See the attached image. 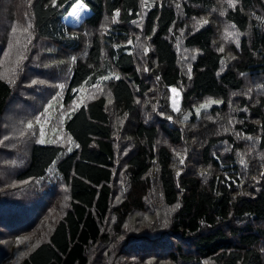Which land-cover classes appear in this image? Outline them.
<instances>
[{
    "label": "trees",
    "instance_id": "trees-1",
    "mask_svg": "<svg viewBox=\"0 0 264 264\" xmlns=\"http://www.w3.org/2000/svg\"><path fill=\"white\" fill-rule=\"evenodd\" d=\"M47 2L34 0L36 34L16 85L0 81V118L14 99L30 115L19 111L9 116L6 123L12 128L37 114L55 89L29 87L26 71L41 77L57 66L56 76L66 66L64 54L76 57L63 96L67 106L77 96L71 89L87 76L95 80L111 71L120 79L102 81V92L89 90L93 94L85 104L65 117L63 129L79 145L72 152L63 155L67 145H41L27 137L26 151L0 148V235L14 237L3 264H264V178L258 183L251 179L264 165V92L254 87L264 82V1L238 0L236 10L222 16L225 24L237 25L238 46L216 18L220 0H149L143 10L140 0H85L90 13L77 25L66 23L64 9H45ZM117 8L119 22L113 24ZM25 10L26 0H0V58L9 21L21 19ZM193 16L209 22L193 29ZM134 19L140 27L131 23ZM105 23L107 34L101 35ZM137 36L149 47L143 59ZM117 43L120 48L112 47ZM43 44L48 47L41 49ZM39 51L40 60L33 59ZM171 87L182 91L179 113L169 105ZM250 87V97L244 96ZM209 97L223 102L183 120L194 104ZM4 127L0 138L11 134ZM236 131L260 139H237ZM173 149H187L183 165ZM24 180L29 183L21 184ZM43 202V207L62 209L46 228L38 221ZM30 210L35 211L32 217ZM12 215L18 217L6 223ZM108 220L116 236L123 237L117 246L103 243ZM22 236L30 239L17 245ZM103 249L108 256H101Z\"/></svg>",
    "mask_w": 264,
    "mask_h": 264
},
{
    "label": "snow or ice",
    "instance_id": "snow-or-ice-1",
    "mask_svg": "<svg viewBox=\"0 0 264 264\" xmlns=\"http://www.w3.org/2000/svg\"><path fill=\"white\" fill-rule=\"evenodd\" d=\"M153 3H155V0H152ZM149 0H140V8L143 10L145 7L148 6ZM221 7L219 9V15L225 16L229 10H236L238 0H220ZM34 0H26V9L22 13V18L19 20L13 19L10 20L7 26V47L6 49H3V55L2 58H0V81L5 82L9 85V87H13L16 85L17 79L19 75L24 71L25 64L24 62L28 60V53L30 52V45H32V41L36 34V24H35V13L34 11H31L33 9ZM67 5V7H65ZM45 9L51 7L52 9L61 8L64 9L67 12L68 16H71L75 18L76 20H80L82 18V13L88 9L87 3H85V0H63V2H60V0H48L46 4L43 5ZM175 7L177 9L181 8L180 3H176ZM212 11H217V9L213 8ZM241 11L243 9L241 8ZM139 15V13L137 14ZM255 16V13L252 14ZM120 16V10L119 8L115 9L111 23L115 24L118 23V17ZM257 20H261L262 18L259 16H255ZM108 18L105 17V21H107ZM193 29H197L198 26H203L208 24V19L205 17H200L197 19V17L193 16ZM2 23V21H0ZM132 24L136 25L137 27H140V24H138L137 20H132ZM237 25L233 23H227L225 25L224 34L226 36L235 37L236 38V44L239 45V36L241 33L239 31H236ZM101 35L107 34L108 26L107 23L101 25ZM171 31V30H170ZM181 34H183V30H181ZM75 38V36L73 37ZM147 39H150V37H147ZM137 41V47L142 50V56L141 59H143V54H146L149 50L148 45L146 42H141L140 37H136ZM127 44H132L131 39L126 40ZM112 47L114 48H120V44H113ZM179 47V45H178ZM221 52L224 51L223 47L219 49ZM185 51H188V49H185ZM193 53L197 52V49L192 50ZM192 59H195V55H192ZM187 59V58H185ZM71 62H76V57L73 56L71 58ZM59 63H63V61H60ZM221 63H223V60H221ZM89 68L92 67V65H88ZM71 69H69V72ZM143 71L147 72L149 69L147 67L143 68ZM187 76L189 80L192 78V70L191 65L189 64L187 66ZM243 75V74H242ZM111 79L119 80V75L115 74L114 72L108 71L104 74H101L96 77L95 80L92 79V76H87L82 82L78 84L77 87H74L71 89L73 93H77V96L75 99L71 101V103L66 107L63 103V96L62 93L64 92L67 84L66 82H61L58 84H51L49 87H52L53 89H58L57 91L53 93H49L51 96V99L47 101V103L42 107V110L39 111L37 114H34L31 119H28L26 121H20L18 125H14L12 128L11 134H4L2 138H0V148H9V147H16L15 143H12V141H19L23 140L24 138H28L32 140L34 143L44 145L46 143L48 144H57L60 143L62 146L64 145H75V147H79L78 144H75V141L72 140V137L68 135L63 130V124L65 117L71 118L70 114L74 113L77 109H79L80 105L85 102V100L88 99V96L85 95L86 92L89 90H93L94 94L95 92H102V81H108ZM156 80L159 81L160 77L156 76ZM48 84L45 80H38V79H31L29 87L35 86V85H46ZM254 87L264 92V82L257 83L254 85ZM252 88L250 87L246 92L243 93L244 96L250 97L252 93ZM171 108L173 112L179 113L181 111L180 109V93L177 89V87H171ZM232 95H238V93H232ZM107 96H111V92L109 91L107 93ZM95 98V95L93 96ZM139 102V101H137ZM223 101L220 99H213L211 97L203 100L199 104H194L193 108L195 110V115L197 117L200 116L201 112H205L207 114L208 109L211 108L212 105H219ZM108 103H111V100L108 101ZM86 107V105H85ZM155 107V106H154ZM107 109V105L105 106ZM50 110L54 111L56 113V117H53ZM235 110V109H234ZM243 111L247 112L248 109L244 108ZM161 115H165L163 112L160 113ZM127 115V114H125ZM208 119H212L210 115L207 116ZM53 119H56L55 126L49 128L51 125ZM166 119L172 120L173 117L171 115H166ZM188 115L183 114V120H187ZM240 123H243V121H240ZM233 124V120L230 118L228 120V125L231 126ZM46 129L50 130L55 138L54 139H46ZM225 132H227L229 129L225 127L223 129ZM264 131V129H262ZM234 135L237 139L243 138L247 141H251L255 143V141H258L260 139L259 136L253 137L252 135H246L242 137V133L236 131L234 132ZM227 144V142H223ZM66 150L68 152L72 151L71 146H67ZM229 148H225V151H229ZM252 149L250 148L249 151ZM175 158L177 162L180 165H183L185 162V158L187 155V149H181L180 151H177L176 149H173ZM215 155V154H214ZM239 156V153H238ZM14 163V162H13ZM56 164V160H52L49 168L47 169L49 172L53 170V167ZM239 164L244 168L245 171H247L248 164L243 158V156H239ZM175 167V165H174ZM176 175H180V170L176 171ZM201 175H205L204 170L201 171ZM226 179H232L228 174H225ZM259 178H264V165H261L259 176L253 175L251 179L253 181L259 182ZM233 183H236L235 179H232ZM21 184H27L29 181L24 180L20 182ZM123 183V181H122ZM240 186V185H238ZM65 199H68V197H65ZM119 199V197L117 198ZM180 205L177 204L175 207H179ZM30 238L27 236L18 237L16 240L17 245L25 244ZM120 239H123V237H120ZM25 253H20V255H24ZM149 264H152L151 261H149Z\"/></svg>",
    "mask_w": 264,
    "mask_h": 264
},
{
    "label": "rangeland",
    "instance_id": "rangeland-1",
    "mask_svg": "<svg viewBox=\"0 0 264 264\" xmlns=\"http://www.w3.org/2000/svg\"><path fill=\"white\" fill-rule=\"evenodd\" d=\"M264 1V0H263ZM89 13H90V10H89V8L86 10V11H84L83 13H82V18L80 19V20H76L75 18H73V17H71V16H66L64 19H65V21H66V23H68V24H71V25H77L83 18H85L87 15H89ZM216 15V18H218V21H219V24L222 26V28H223V30L225 29V23L223 22V19H222V16H220L219 15V13H216L215 14ZM216 21H217V19H216ZM229 36H226V38H228ZM232 43V42H231ZM48 46L46 45V44H43V45H41V49H45V48H47ZM2 54H3V52H2ZM43 55V54H42ZM49 55H47V57H48ZM34 57H35V59H38V60H40V57H41V52L39 51L38 52V54H32V58L34 59ZM43 57V56H42ZM46 57V58H47ZM64 63L66 64V66H62V67H60L61 69H59V73H60V76H59V73H57L56 74V76H53V74L55 73V72H57L58 70H57V66L55 67V68H53L50 72L49 71H43V73H42V75H41V77H39V76H37V72H35L34 70H33V73L31 72V71H29V70H27L26 72H27V80H26V78L24 79V82L25 83H28V84H30V81H31V79H38V80H45V81H47L48 82V84H46L45 86L47 87V90L46 91H48V86L49 85H51L54 81H57L58 83H61V82H66L67 81V79H68V76L70 75V73H71V71L69 72V69H71V67H72V62H71V60L70 59H68L67 58V56L64 54ZM39 64H41V61L39 62ZM67 64H68V66L69 67H67ZM42 65V64H41ZM67 67V68H66ZM39 73V72H38ZM117 75H119V74H117ZM251 80V79H250ZM58 83H55V84H58ZM28 84H26V85H28ZM178 89V88H177ZM58 89H55V91H57ZM16 91V90H15ZM178 91H179V93H180V97H179V99H180V105H181V101H182V98H181V94H182V91L180 90V89H178ZM64 92H65V90H64ZM64 92L62 93V96H64ZM92 94H93V92H86V96H88V97H90V96H92ZM171 92L169 91V105L171 106ZM34 100V99H33ZM35 102V101H34ZM63 103H64V101H63ZM18 104H19V101L17 102V103H15V99H14V101H12V104H10V106L8 107V109L6 110V116L3 118V119H1L0 118V125H4V123H5V127L7 126V128H3L4 129V131H7V132H12V124L11 123H6V121L8 120V119H10L9 118V116H13V115H15L17 112H24V114H23V116L24 117H27V116H29L30 115V111H29V109L28 108H26L25 106H18ZM35 104H36V106H40L41 104H40V102L39 103H36L35 102ZM85 104V102L83 103V104H81L80 105V107L81 106H83ZM66 107H67V105H65ZM212 106H214V105H212ZM211 106V107H212ZM79 107V108H80ZM109 107L111 108L112 107V104L110 103L109 104ZM210 109V108H209ZM38 110L39 111H41L40 110V108H38ZM50 112H51V114H52V116L53 117H56V113L54 112V111H52V110H50ZM193 113H195V110H194V108L193 109H191V110H189L186 114L188 115V117L189 116H191ZM74 113H71L70 114V116H72ZM34 114H32L31 116H30V118H32V116H33ZM149 115H151V114H149ZM55 124H56V119H53V121H52V123H51V125L49 126V128L51 127V126H55ZM2 126H1V129H2ZM1 129H0V133H1ZM64 130V129H63ZM65 132V131H64ZM48 137L50 138V139H54L55 138V136H54V134L51 132V131H49V133H48ZM162 138H163V135L161 136ZM24 144V140H20L19 142H17L16 143V147H19L18 149H20V150H24V151H26L27 149H28V145L27 146H25V145H23ZM75 144H77L76 142H75ZM67 146H71L72 147V151L73 150H75L77 147H75V145L73 144V145H67ZM66 146V147H67ZM15 148V147H14ZM71 151V152H72ZM67 153H70V152H68L67 150H64L63 151V155H65V154H67ZM7 189H9V188H7ZM9 193V192H8ZM25 198H27V197H25ZM36 198H37V196H35V197H33V198H27L28 200H36ZM42 205V207H43V205H44V202H43V204H41ZM3 206H1L0 208H2ZM15 208V207H14ZM48 209V211L46 212V210ZM0 211L2 212L3 210H1L0 209ZM34 210H30L28 213H29V216H31L32 217V215L34 214ZM9 213H14V212H9ZM61 213H62V209H60V208H58L57 206L55 207V206H44L43 208H42V216H40L39 218H38V221H40L41 222V224H42V226L41 227H48V226H50L51 225V223H52V221L54 220V217H57V216H59V215H61ZM38 215H39V213H38ZM7 217V221H6V223H8V224H11L13 221H14V218L15 217H18V216H14V215H12V216H6ZM9 217V218H8ZM2 220H3V218H2ZM129 220H131V219H129ZM128 220V221H129ZM118 222V221H117ZM133 222V221H132ZM131 222V223H132ZM111 224H112V221L110 222ZM109 220H108V222H107V225H106V233H108V235L106 236V239L105 240H103V243H107L108 245H113V246H117V242H118V240L120 239V236H116V231L114 230V229H112V228H110L109 227ZM113 227H114V225H113ZM109 228V229H108ZM116 236V237H115ZM0 237H2L1 235H0ZM14 239V237H9V236H4V237H2V240H1V244L2 245H4V249L3 248H0V261H1V259H3V257H4V260H3V262L1 263V264H3L4 263V261H5V259L7 258V255H8V250L10 249V244H12L13 245V243L11 242L12 240ZM5 240H7V242L5 241ZM4 243H6V244H4ZM98 252L99 251H97L96 252V255H98ZM107 253H108V250L107 249H103L102 250V252H101V256H104V257H106V255H107ZM108 256V255H107Z\"/></svg>",
    "mask_w": 264,
    "mask_h": 264
}]
</instances>
